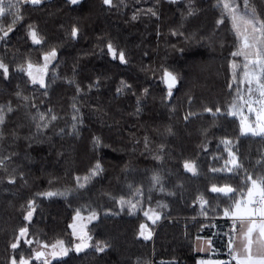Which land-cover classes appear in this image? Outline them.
Returning a JSON list of instances; mask_svg holds the SVG:
<instances>
[{
    "label": "trees",
    "instance_id": "16d2710c",
    "mask_svg": "<svg viewBox=\"0 0 264 264\" xmlns=\"http://www.w3.org/2000/svg\"><path fill=\"white\" fill-rule=\"evenodd\" d=\"M234 2L245 6V0ZM217 4L112 0L105 5L103 0H79L74 5L70 0H43L38 6L20 5L23 19L0 41V59L9 67L7 79L0 70V106L5 110L0 158L10 157L0 167V264H9L13 255L17 260L21 254L31 257L34 245L23 239L15 252L10 247L26 225L27 238L73 245L77 237L70 223L87 199L99 212L88 233L92 241L108 247L104 252L93 247L81 253L72 250L51 264H197V236L211 239L207 256L225 258L232 222L222 210L232 201L208 190L226 183L246 190V172L253 178L264 175V138L242 135L238 116L204 111L219 107L227 112L237 87L243 93L242 86L233 83L230 67L233 60L241 65L239 80L243 57L231 54L241 41L226 13L223 23H217L222 14ZM248 6L264 20V0H248ZM189 9L195 14L188 16ZM11 21L7 15L0 26L7 30ZM29 25L38 30L41 44L28 37ZM74 26L79 29L75 38ZM53 48L57 56L45 70V87L17 70L26 68L29 60L43 64L44 53ZM165 68L179 79L171 97L162 80ZM190 113L194 115L186 120ZM52 115L57 119L48 128H37ZM224 139L232 142L242 165L236 175L210 171L228 159L220 143ZM96 161L103 171L79 188L76 177L83 182ZM185 161L195 162L196 175L185 171ZM13 174L16 180L10 184ZM153 175H159V184ZM63 189L69 191L65 196L37 195ZM201 194L208 201L203 208L197 200ZM121 197L136 204L134 213L128 205L122 208ZM29 200L35 201V210L26 221ZM149 208L160 214L155 223L144 215ZM142 223L150 239L139 235ZM31 264L41 262L33 258Z\"/></svg>",
    "mask_w": 264,
    "mask_h": 264
},
{
    "label": "snow or ice",
    "instance_id": "6c2138e0",
    "mask_svg": "<svg viewBox=\"0 0 264 264\" xmlns=\"http://www.w3.org/2000/svg\"><path fill=\"white\" fill-rule=\"evenodd\" d=\"M72 4H76L78 0H70ZM31 4L33 6H38L43 3V0H0V20L5 16L11 15L12 21L8 25L7 30H4L0 26V32L3 34L0 35V41H4L10 33L14 31V25L17 24L23 17L20 14V5L21 4ZM105 5H111L112 0H103ZM222 6L221 19L217 23H223L224 14H227V17L230 18L232 28L240 39V47L237 51L233 52L231 55L233 57H243V72L240 75L239 80L237 79V69L241 67L239 63L233 60L230 63L232 69V81L239 85H247V99L241 95L240 88L236 89V98L232 102L227 112L222 113L221 109L217 107L213 112L212 108H206L204 111L212 113L213 115L223 114L229 117L240 116V130L242 135H251L254 137L264 138V20H260L256 17L255 9L248 6V0H245V11L241 13V10L232 3H229V0H218L217 7ZM194 11L189 9L187 15H194ZM152 15H155L153 12ZM135 18V17H134ZM79 29L75 26L71 30V36L75 38L78 35ZM28 37L31 39L33 44H41V38L38 35V30L35 26H28ZM109 52L115 57L116 51L113 48L112 44L107 45ZM181 51H183L181 49ZM57 56L56 49L53 48L50 52H46L43 55L44 64L43 66L34 65L30 60L27 61V67L23 65L18 67V71L27 72L28 77L33 84H39L41 87H45V70L48 67V64L54 60ZM120 61L124 62L125 57L124 53L121 51L119 53ZM0 70H2V75L5 79L9 76V67L2 59H0ZM163 83L167 86V96L171 97L172 90L179 83L177 74L169 69H163ZM232 84L229 85L232 88ZM127 87V85L125 86ZM120 90L118 89V92ZM145 92L148 90L145 89ZM19 95V94H18ZM257 96L256 100H253L252 97ZM26 99V98H25ZM253 105H258L254 107ZM247 108V112L255 115V122L248 123L247 117L243 116V110ZM8 112H11L12 109L9 107ZM78 111V110H77ZM189 116H186L187 120ZM36 119V117H33ZM38 119L40 121H45V116L41 114ZM57 117L52 115L50 121L44 122L42 125L37 124V128L40 127L48 128L51 121H55ZM73 121H77L78 117L73 116ZM5 121V110L3 106H0V125H3ZM73 132L77 129V124H72ZM170 131V130H169ZM3 133L0 132V138H2ZM95 144L100 145L101 141L99 138H95ZM224 146V151L227 152L228 159L225 160L224 166L221 168H211L210 171L213 173L221 172L227 173L230 175L238 174V170L242 169V165L239 163L238 158L230 147L231 141L224 139L220 142ZM10 159V157L0 158V167H5V161ZM260 163V162H257ZM185 171L191 172L193 175L197 174V167L195 162L185 161L183 164ZM103 171L102 166L99 161H96L95 165L89 170V173L86 174L82 179L77 176V186L79 188H84L86 184L94 177L98 176ZM15 172V170H13ZM246 172V170H245ZM23 176V173L20 174ZM16 176L10 175L8 182L14 184ZM152 181L155 184L160 183L159 175H153ZM245 188L236 189L233 188L230 184H223L217 186L213 184L208 190L212 194H217L218 196H223L232 201L228 207H224L222 214L224 217L230 218L232 221V231L236 233V236L229 239L228 249L230 259L227 261H217L216 264H232V261H235V264H264V175H257L255 178L251 174L246 172L245 175ZM163 190V189H161ZM65 192H52L48 191L45 193H38L37 195H42L46 197L53 196H65ZM197 200L200 201L201 208L204 205L208 204V201L204 199L203 194L197 197ZM122 208L125 205H128V211L134 213L136 210V204L131 203L130 201L125 200L124 197H121L119 200ZM34 200H29L27 202V207L30 209L25 215L24 219L30 221L34 209ZM150 213H152L150 215ZM206 214V213H204ZM144 215L148 217L152 223H155L160 219V214L158 211H155L149 208L148 211L144 212ZM83 219L79 210L76 212L75 219ZM96 213L93 211L88 216V220L96 219ZM73 228V235L77 236L78 243L74 245V248L70 249L65 246L63 240H57L55 243L43 244L41 249H33L34 256L26 258L23 254L19 256L17 260L16 255H13L9 259V264H31V260L34 258L36 261H40L41 264H51V260L57 258H63L68 255V253L74 250L76 253H81L90 247H93L97 252H104L108 247V244L103 241H97L94 245L90 244L91 236L84 231V227H80L77 230L75 224L70 225ZM140 233L139 235L145 239L151 238V232L149 231L145 235V224H140ZM29 229L26 226L18 229V235L15 237V241L11 243L10 247L15 252L20 247L21 239L24 240V243L28 246H32L34 241L28 237ZM209 245L211 241H206ZM255 246V251L253 250Z\"/></svg>",
    "mask_w": 264,
    "mask_h": 264
},
{
    "label": "rangeland",
    "instance_id": "374dc122",
    "mask_svg": "<svg viewBox=\"0 0 264 264\" xmlns=\"http://www.w3.org/2000/svg\"><path fill=\"white\" fill-rule=\"evenodd\" d=\"M78 1H79V0H78ZM229 3H232V4H234L235 6H237V7L241 10V13H243V12L245 11V6H243V5H239L238 2H234V0H229ZM43 64H44V61H43ZM43 64H41L40 66H43ZM43 78H44V77H43ZM242 88H243V93H241V95H243V96L247 99V92H246L247 85H246V84H245V85H242ZM257 98H258L257 96H253V97H252L253 100H256ZM253 106H254V107H258V105H253ZM242 115L245 116V117H247L248 123L251 124V123H254V122H255V115H254V114H250V113H248L246 107H245V109L243 110ZM238 117H239V120H240V116H239V115H238ZM64 190H65V189L61 190V192L69 193V191L66 192V191H64ZM85 203H86V204H85ZM92 203H93L92 200H88V199H87L86 202H84L83 205L77 207V210L80 211V213H81V217H82L83 219L81 220V219L77 218V219L74 220V217H76V212H77V210H76V212H75V214H74V217H73V220H72V222L70 223V225L75 224L76 227H77V230H79L80 227H84V231H86L88 235H89V233H88L89 225H90V223L93 221V220L89 221V220H88V216H89V215L91 214V212H93V211L96 213L97 218H98V214H99V212H98L96 209H94V206L92 205ZM97 218H96V219H97ZM96 219H94V220H96ZM70 229H71V232L73 233V228L70 227ZM89 236H90V235H89ZM76 237H77V236L74 235V238H76ZM31 239H32V238H31ZM33 241H34L33 249H41V245L46 244V243H43V242L38 241V240H33ZM63 241H64V240H63ZM55 242H56V241H55ZM55 242H52V243H55ZM78 242H79V241H78V238H76V239H75V242L73 243V245H69V244L66 243L65 241H64V244H65V246H67V247H69L70 249H72V247H74V245H75L76 243H78ZM52 243H50L49 245H51ZM95 243H96V242L92 241V239H91L90 244H93V245H94ZM33 249H32V255H31V257L34 256ZM57 259H58V258H57ZM53 260H55V259H53ZM53 260H51V261H53Z\"/></svg>",
    "mask_w": 264,
    "mask_h": 264
},
{
    "label": "crops",
    "instance_id": "0c3cea01",
    "mask_svg": "<svg viewBox=\"0 0 264 264\" xmlns=\"http://www.w3.org/2000/svg\"><path fill=\"white\" fill-rule=\"evenodd\" d=\"M235 236H236V233L231 231V236L229 239ZM206 241H211V239L208 237H204V236H197L194 240V249L197 253L201 254V256L197 259V264H216L217 261H225V259L207 256V254H210L212 251V243L209 245L208 243H206ZM253 250L255 251V246Z\"/></svg>",
    "mask_w": 264,
    "mask_h": 264
},
{
    "label": "built area",
    "instance_id": "2783aa9c",
    "mask_svg": "<svg viewBox=\"0 0 264 264\" xmlns=\"http://www.w3.org/2000/svg\"><path fill=\"white\" fill-rule=\"evenodd\" d=\"M224 259H225V261L230 259V257H229V249H227ZM232 264H235V261H232Z\"/></svg>",
    "mask_w": 264,
    "mask_h": 264
},
{
    "label": "water",
    "instance_id": "95a60500",
    "mask_svg": "<svg viewBox=\"0 0 264 264\" xmlns=\"http://www.w3.org/2000/svg\"><path fill=\"white\" fill-rule=\"evenodd\" d=\"M42 250V249H41Z\"/></svg>",
    "mask_w": 264,
    "mask_h": 264
}]
</instances>
